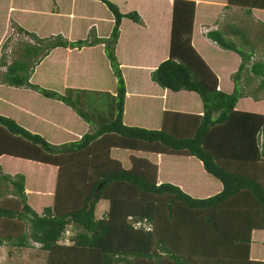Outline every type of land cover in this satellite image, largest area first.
I'll return each mask as SVG.
<instances>
[{
	"label": "trees",
	"instance_id": "16d2710c",
	"mask_svg": "<svg viewBox=\"0 0 264 264\" xmlns=\"http://www.w3.org/2000/svg\"><path fill=\"white\" fill-rule=\"evenodd\" d=\"M4 1L0 16L17 7L37 23L44 11L59 13L86 35L39 36L15 22L33 43L10 63V35L2 44L0 103H14L2 86L28 89L87 126L53 143L0 114V183L12 195L0 200V246L37 243L45 264H264V0ZM85 1L107 10L103 35ZM232 10L256 34L235 26L234 14L223 17ZM126 21L147 28L130 42L140 58L132 67L145 66L133 75L124 65ZM100 47L114 79L106 90L33 82L53 50ZM231 69L230 81L220 79ZM38 168L50 170L47 185ZM100 201L108 205L96 216Z\"/></svg>",
	"mask_w": 264,
	"mask_h": 264
},
{
	"label": "rangeland",
	"instance_id": "374dc122",
	"mask_svg": "<svg viewBox=\"0 0 264 264\" xmlns=\"http://www.w3.org/2000/svg\"><path fill=\"white\" fill-rule=\"evenodd\" d=\"M116 1L120 2L121 0ZM4 3L9 4L8 0H5ZM82 7L89 9V11H91L90 15H93V17H97L99 20H101V22L103 21V23H100L101 26L98 29V33L100 35H103L104 32H107L110 26H108V21L104 16L105 12H107L104 6L99 2H93L92 4H90L89 2L85 1L82 4ZM31 10L32 9L30 7V4L25 3V7L23 9L24 13H30ZM17 11L18 8L15 7L12 12L8 10L5 15L1 14L0 16V20L3 19V22L0 23V56L2 54L1 46L4 42H6V38L10 35V41L7 44V47L3 50L7 63H10L12 58L14 57H21V54L24 52V42L33 43L32 39L28 38L24 34H20L17 32V30L15 29V26L17 25L16 23L20 25L23 24V26L30 30H36L39 36L61 34L67 39H76L84 37L86 35V31L84 32L80 28V24L78 23L79 20H75L74 23H72V21L69 20L66 15L61 17L59 13L54 14L44 11L42 16H48L49 20H43L41 16L39 18V20L41 21L35 23L33 18H30V16L22 17L17 13ZM76 12H79V10L77 9ZM162 13V10L153 12L151 18L154 24L157 23L158 18L161 17ZM233 14L235 19L232 21H234L233 23L235 24V26H242V28L245 30L251 27V24L244 19L241 20V22L237 21L236 16L238 17V19L242 17V15H237V10L236 12L235 10L226 11L223 14V17H226L228 15L233 16ZM12 15H14L15 20H13ZM77 16L79 17L80 15ZM225 21H227L226 18ZM230 21L231 20L229 19V22ZM12 25L13 28L10 27ZM131 26L132 25L126 21L125 28L123 29V32L125 33L123 39L124 41H126L125 43L127 44H125L127 55L124 56L126 59L124 60V65L125 68L129 70L127 74L130 73L131 75H133L138 68L135 67L137 65H133L134 67H132L130 62V55L132 54L131 51H129L130 42L133 41L134 37L139 36L140 30H147V28H145L144 24L141 25V28L139 29H137L136 26ZM250 29L254 34H256L252 27ZM99 49L102 52V47H100ZM99 49L85 48L84 50L80 51H73L72 49H55L45 59L41 61L38 67L35 68V71L32 75V80L34 83H38L39 85L45 88L52 90L54 89L56 91H63L65 87H80L90 90H106V87L108 86L110 80L114 82V79L110 73L111 70L108 68L107 59L104 53H101ZM133 57L136 58L135 56ZM121 59H123L122 56ZM136 62L137 61L135 60V63L133 64H136ZM4 70V67H0V72ZM233 71L234 70L231 69L228 73L222 75L220 79L224 81H230L229 75ZM250 84L253 86L257 85L256 82H254V84ZM2 87L7 89L6 92L5 90H2L3 92H5L3 96L7 99L12 100L14 103L9 102L7 100L4 101H7L8 104L10 103L11 106L15 104V109H13L11 106L4 104L3 102L0 103V114L8 113L21 126L31 132L41 134L49 142L60 143L68 140H73L74 138L78 137L76 131L81 126V123L79 121L76 122L69 116L67 110L63 106L59 105L61 102L44 99L38 93H35L28 89H18L5 86ZM131 90L134 92L135 88L132 87ZM256 96L261 97L262 91H256ZM37 114L40 116H42L43 114H47L46 117L48 116V114H51L52 119H50V121L47 120L48 124L44 122L45 119L43 121L44 123H42L38 118H36ZM50 123L54 124L53 129L55 130L52 131L51 128L47 126L50 125ZM4 161L7 162L8 165L10 164V159L5 158ZM21 166L26 168V166L24 165ZM19 167L20 165L16 163V168ZM37 171V173L40 174L41 178H43L45 174V181L47 185L51 179L49 178L51 176L50 170L45 173L41 168H38ZM3 188L4 187L0 183V194L2 193V195L4 194ZM50 188L51 186H49V189ZM106 208V205H101L100 207L99 202L98 210L95 213L96 216L103 213ZM64 237L66 238V234H64ZM45 260L46 253L39 249V245L37 243H35L30 248H14L9 245L0 246V264H45Z\"/></svg>",
	"mask_w": 264,
	"mask_h": 264
},
{
	"label": "crops",
	"instance_id": "0c3cea01",
	"mask_svg": "<svg viewBox=\"0 0 264 264\" xmlns=\"http://www.w3.org/2000/svg\"><path fill=\"white\" fill-rule=\"evenodd\" d=\"M232 11H233V10H232ZM239 14H240V13H239ZM239 14H238V15H239ZM252 17H253V16H252ZM244 20H246V18H244ZM252 21H253V19H252ZM256 21H257V20H256ZM221 23H222V21H221ZM252 25H253L254 27H256V28H259V26H258L257 24L255 25V22H254V21H253ZM216 26H217V25H215V26L212 25V26H209V27H205V26H204V27L201 28V31H202V32H206V31H208V30H211V29L216 28ZM217 27H218V26H217ZM145 28H146V27H145ZM261 28H262V26H261ZM261 30H262V29H261ZM129 51H130V50H129ZM131 55H132V54H131ZM131 55H130V56H131ZM132 57H133V56H132ZM132 57H131L130 60H139L138 57H136L135 59H133L134 57H133V58H132ZM139 64H141V63H137V65H138L137 68H139V67L144 68V67H145L144 64H142V65H139ZM66 110H67L69 116H70L72 119H74L76 122L79 121V122L81 123V126L79 127L80 130H83V128H84L85 126H87V125H86L83 121H81V120H80V119H79V118H78V117H77V116H76V115H75L70 109L67 108ZM50 113H51V112H50ZM46 115H47V114H44V115L40 116V115L37 114L36 118H38L42 123L45 122L46 124H48V123H47V120L50 121V119H52V115H51V114H48L47 117H46ZM44 119H45V121H44ZM43 121H44V122H43ZM67 124H68V123H67ZM47 126H49V127L51 128L52 131L55 130V129H53V127H54V124H53V123H50V125H47ZM76 132H78V129H77ZM76 132H75V133H76ZM77 135H78V134H77ZM57 143H59V142H57ZM15 161H16V160L13 159V160H12V163L14 164ZM9 170H10V169H9ZM11 170H12V169H11ZM3 187H4V186H3ZM7 189H8V188H7ZM3 192H4L3 195H2V193L0 194V196L2 195V196L0 197V200H2V198L5 197V195H6V198H12V195L9 194V193H7L6 190H5L4 188H3ZM105 202H106V201H100V207H101V205H106V206H107L108 204H107V202H106V203H105ZM100 210H101V209H100ZM254 234H256V235H257V234L260 235V234H259V231H257V232L255 231ZM257 237H258V236H257ZM258 238H259V237H258Z\"/></svg>",
	"mask_w": 264,
	"mask_h": 264
},
{
	"label": "built area",
	"instance_id": "2783aa9c",
	"mask_svg": "<svg viewBox=\"0 0 264 264\" xmlns=\"http://www.w3.org/2000/svg\"><path fill=\"white\" fill-rule=\"evenodd\" d=\"M139 226V225H138ZM134 227H137V225L136 224H134ZM64 234H66V238L64 237ZM68 231L67 232H64V233H62V235H63V238H64V242H67L69 239L67 238V236H68Z\"/></svg>",
	"mask_w": 264,
	"mask_h": 264
}]
</instances>
